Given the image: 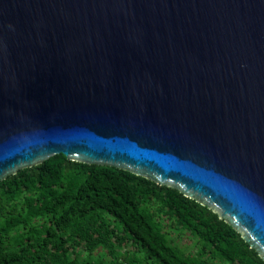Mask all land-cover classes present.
Wrapping results in <instances>:
<instances>
[{
	"label": "water",
	"instance_id": "1",
	"mask_svg": "<svg viewBox=\"0 0 264 264\" xmlns=\"http://www.w3.org/2000/svg\"><path fill=\"white\" fill-rule=\"evenodd\" d=\"M59 152L207 206L264 261V0H0V180Z\"/></svg>",
	"mask_w": 264,
	"mask_h": 264
},
{
	"label": "trees",
	"instance_id": "2",
	"mask_svg": "<svg viewBox=\"0 0 264 264\" xmlns=\"http://www.w3.org/2000/svg\"><path fill=\"white\" fill-rule=\"evenodd\" d=\"M105 254L106 264H264L210 208L141 175L59 152L0 180V264H105Z\"/></svg>",
	"mask_w": 264,
	"mask_h": 264
},
{
	"label": "rangeland",
	"instance_id": "3",
	"mask_svg": "<svg viewBox=\"0 0 264 264\" xmlns=\"http://www.w3.org/2000/svg\"><path fill=\"white\" fill-rule=\"evenodd\" d=\"M181 245H184V248L185 249H190L191 248V245H192V238L189 237V235H183L179 241H178ZM104 263H109L108 259H109V256L107 254H105L104 256Z\"/></svg>",
	"mask_w": 264,
	"mask_h": 264
}]
</instances>
